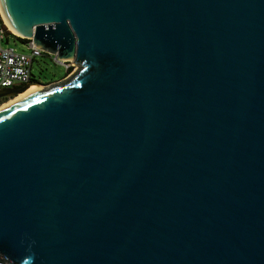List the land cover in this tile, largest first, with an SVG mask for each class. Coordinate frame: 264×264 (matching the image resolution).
I'll use <instances>...</instances> for the list:
<instances>
[{
	"label": "water",
	"instance_id": "water-1",
	"mask_svg": "<svg viewBox=\"0 0 264 264\" xmlns=\"http://www.w3.org/2000/svg\"><path fill=\"white\" fill-rule=\"evenodd\" d=\"M0 12L75 66L0 111V264H264V0Z\"/></svg>",
	"mask_w": 264,
	"mask_h": 264
},
{
	"label": "built area",
	"instance_id": "built-area-1",
	"mask_svg": "<svg viewBox=\"0 0 264 264\" xmlns=\"http://www.w3.org/2000/svg\"><path fill=\"white\" fill-rule=\"evenodd\" d=\"M2 17L0 12V88H16L24 83H35V80H31L33 77L31 65L43 53L49 55L54 62L61 64L64 69L73 66L72 60H59L55 53H45L35 46L29 37L16 36L7 28ZM7 31L23 42V49H16L12 44L2 45L1 42L5 38L8 39Z\"/></svg>",
	"mask_w": 264,
	"mask_h": 264
},
{
	"label": "rangeland",
	"instance_id": "rangeland-1",
	"mask_svg": "<svg viewBox=\"0 0 264 264\" xmlns=\"http://www.w3.org/2000/svg\"><path fill=\"white\" fill-rule=\"evenodd\" d=\"M1 43L2 45L12 44L16 47V49L24 48L23 42L19 38H16L10 34L8 35V41L6 42L3 40ZM72 65L73 66H71L68 70L69 72H67L65 76L61 77L65 73L64 67L61 64L54 62L49 55L42 54L39 55L36 61L31 65V72L34 75L35 79L39 80V82L35 83L40 85V89L48 88L49 86L60 82L61 80H64L68 76V74L71 73L73 69H75L74 62ZM50 78L52 79L49 80ZM16 96L17 93L14 95L9 94L7 96H4V98L0 100V109L13 103L16 100Z\"/></svg>",
	"mask_w": 264,
	"mask_h": 264
},
{
	"label": "bare ground",
	"instance_id": "bare-ground-1",
	"mask_svg": "<svg viewBox=\"0 0 264 264\" xmlns=\"http://www.w3.org/2000/svg\"><path fill=\"white\" fill-rule=\"evenodd\" d=\"M3 19H4V18H3ZM4 23L6 24V26H7L8 29L12 30V29L7 25V23L5 22V20H4ZM12 31H13V30H12ZM40 88H41L40 85H38L37 83H33V82H32V83H28V84H26V85H25L20 91L17 92L16 100H15L13 103H11V104H9V105L3 107L2 109H5V108L9 107L10 105L12 106V105H14L16 102H18L19 100L25 98L26 96L28 97V96H30L31 94H34V93L38 92V90H40ZM43 89H46V88H43ZM2 109H0V111H1Z\"/></svg>",
	"mask_w": 264,
	"mask_h": 264
},
{
	"label": "trees",
	"instance_id": "trees-1",
	"mask_svg": "<svg viewBox=\"0 0 264 264\" xmlns=\"http://www.w3.org/2000/svg\"><path fill=\"white\" fill-rule=\"evenodd\" d=\"M7 34H8V35H9V34H10V35H13V34H11V32H9V31H7ZM13 36H14V35H13ZM14 37H15V36H14ZM4 41L7 42L8 39L5 38ZM43 54H44V53H43ZM45 55H47V54H45ZM69 69H70V66H69L67 69H65V73H64L61 77L65 76V75L67 74V72H68ZM31 74H32V73H31ZM32 76H33V77H32L31 80H35V81H38V82H39V80H36V79H35V77H34L33 74H32ZM61 77H60V78H61ZM51 79H52V78H50L49 80H51ZM46 81H48V80H46ZM46 81H44V82H46ZM40 82H42V81H40Z\"/></svg>",
	"mask_w": 264,
	"mask_h": 264
},
{
	"label": "flooded vegetation",
	"instance_id": "flooded-vegetation-1",
	"mask_svg": "<svg viewBox=\"0 0 264 264\" xmlns=\"http://www.w3.org/2000/svg\"><path fill=\"white\" fill-rule=\"evenodd\" d=\"M4 97H0V100L3 99Z\"/></svg>",
	"mask_w": 264,
	"mask_h": 264
}]
</instances>
